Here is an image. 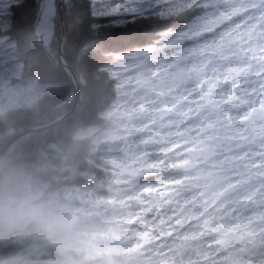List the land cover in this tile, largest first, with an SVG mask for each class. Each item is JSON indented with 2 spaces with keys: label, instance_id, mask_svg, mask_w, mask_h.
Masks as SVG:
<instances>
[{
  "label": "clouds",
  "instance_id": "1",
  "mask_svg": "<svg viewBox=\"0 0 264 264\" xmlns=\"http://www.w3.org/2000/svg\"><path fill=\"white\" fill-rule=\"evenodd\" d=\"M230 14L193 3L170 18L153 15L154 25L180 19L202 34L176 50L171 71L144 65L137 86L146 108L136 123L157 120L153 127L162 132L176 121L198 127L194 138L173 135L134 148L143 134L122 132L133 117L104 71L100 32L81 25L54 54L19 46L16 76L0 86V264H217L216 253L222 264H264V223L233 213L237 189L220 163L215 129L202 119L219 123L234 111L227 118L235 121L245 111L221 79L236 52L235 37L225 35ZM90 41L94 61L78 55ZM258 47L264 51V43ZM186 93L198 98L195 115ZM161 104L172 105L167 125L156 113ZM248 123L234 132L242 136ZM257 136L264 147V125L248 132L252 141Z\"/></svg>",
  "mask_w": 264,
  "mask_h": 264
},
{
  "label": "flooded vegetation",
  "instance_id": "2",
  "mask_svg": "<svg viewBox=\"0 0 264 264\" xmlns=\"http://www.w3.org/2000/svg\"><path fill=\"white\" fill-rule=\"evenodd\" d=\"M228 0H219V3H227ZM211 12V10H209ZM171 20V19H170ZM172 21V20H171ZM180 19L174 20V25L171 28H164L165 31H175V38L172 47L168 45L167 50L161 48V58H167L170 55H175L176 50L181 53L184 52L183 45L185 40L193 39L195 35H201L202 33L190 31L192 25L188 23H183ZM163 30V31H164ZM162 36H166L161 34ZM166 38H163L162 43H164ZM235 43V42H234ZM171 48V49H170ZM234 57L231 63L225 65L222 72L231 73L227 79L223 76L221 79L225 84L230 86L232 92V97L236 99L237 107L244 108V114L237 117L235 121H229L228 116H234L236 113L234 111L229 112L225 116L224 120L217 123L213 119L207 117L202 118L205 124H208L211 128L215 129L216 138L220 141L218 154L220 156L221 165L229 169V175L233 180V187L237 189L236 198L232 201L237 207L233 208V213H239L237 218L248 217L252 224H262L264 223V159L259 158L261 154L264 153V147L257 142L260 137L257 136L255 141L248 138V132L253 128L259 131L261 125H264V70L261 68V64L264 63L262 57H264V51H261L259 47L248 45V37L242 36L239 44L236 47V52L232 54ZM180 59H187V54L185 53ZM169 62H164L161 64V72L164 70L171 71L168 67ZM129 71V69H127ZM207 82V78H205ZM131 83V87L134 86L136 91H141L137 89V84ZM228 93L226 92V95ZM185 101H190L192 112L191 115H195L196 104L199 102L198 98H194L191 93H186L183 97ZM161 110L164 116L159 117L160 122L169 121L172 115V105L161 104L160 107L156 109V112ZM142 114V115H141ZM141 115V116H140ZM143 116V112H140L136 120H141L140 117ZM157 120H152L151 122H156ZM243 121H248L249 123L245 125L244 129H240L243 135H237L234 132V125ZM148 125H150V123ZM168 124V123H167ZM179 121L173 123L171 130L176 129L178 136H191L194 138L196 136V129L198 125H188V126H178ZM177 127V128H176ZM166 134L161 131V142L166 141ZM174 145V144H173ZM251 145V146H249ZM177 147V145H169L166 149H161V152L167 153L172 151ZM190 151H195L194 147H190ZM151 153L142 152L139 155H149ZM179 166V162H177ZM171 167V165H170ZM155 175V174H150ZM166 183H171V181H166ZM145 191H153L150 189H145ZM240 206L243 207L241 211ZM170 217H163L160 219L159 224L165 225L168 223ZM148 222L141 220L142 225H146ZM137 236L143 235V233L137 232ZM233 243H236L233 241ZM163 247V245H162ZM224 251V249H221ZM245 251V249H241ZM227 255V254H226ZM209 256H213L210 253ZM217 264H222L225 257H221L219 253L214 255Z\"/></svg>",
  "mask_w": 264,
  "mask_h": 264
},
{
  "label": "snow or ice",
  "instance_id": "3",
  "mask_svg": "<svg viewBox=\"0 0 264 264\" xmlns=\"http://www.w3.org/2000/svg\"><path fill=\"white\" fill-rule=\"evenodd\" d=\"M193 3L201 9L211 10L215 15L231 11L225 21L230 25L225 35L235 37L231 39L233 47H237L245 35L249 46L258 47L264 43V0H239L238 6L237 0H228L224 4L219 0H184L183 4L176 6L175 0H91V20L84 19L88 7L80 0H61V3L39 0L40 7L34 12L29 10L25 0H0V49H14V58L10 63L16 65L20 45L30 44L45 51L53 47L60 49L66 38L71 37L81 25L101 32L128 23L151 20L154 14L162 19L170 18L193 6ZM10 33H14L17 39L10 40ZM145 54L161 53L147 49ZM5 67L0 65V71ZM228 95L231 97L232 94ZM259 158L264 159V153ZM209 255L204 253V257Z\"/></svg>",
  "mask_w": 264,
  "mask_h": 264
},
{
  "label": "trees",
  "instance_id": "4",
  "mask_svg": "<svg viewBox=\"0 0 264 264\" xmlns=\"http://www.w3.org/2000/svg\"><path fill=\"white\" fill-rule=\"evenodd\" d=\"M25 2L29 6L30 11L34 12L40 7L39 0H25ZM80 3L85 4L88 7V12L84 19L91 20V0H80ZM173 25L174 20H168L167 22L160 23L159 25H154L151 19L147 21H140L138 23H128L101 31L100 34L104 38V71H106L117 83L119 76H117L114 71L112 74V66L125 61L131 52H139L142 47L150 46L155 43L159 44L161 29L169 28L167 26L172 27ZM9 39L16 40L17 37L14 33H10ZM96 49V43L90 41L86 46L80 49L78 55L94 61L96 59L94 55ZM164 49L167 50V48ZM56 50L57 49L53 47L47 52H49V54H54ZM159 53H161V50ZM160 55L161 54L155 56ZM0 58L3 59L0 62H5L4 66L10 65V60L14 58V49L11 47L2 48L0 50ZM16 73L17 70L10 76L11 81L15 78ZM117 91L120 94L118 100L123 101V90L118 87Z\"/></svg>",
  "mask_w": 264,
  "mask_h": 264
},
{
  "label": "rangeland",
  "instance_id": "5",
  "mask_svg": "<svg viewBox=\"0 0 264 264\" xmlns=\"http://www.w3.org/2000/svg\"><path fill=\"white\" fill-rule=\"evenodd\" d=\"M167 27L171 28L170 26ZM163 30L164 28L161 29L160 34H168V35H166L165 37L164 36L161 37L160 35L159 44L155 43L150 46L142 47L141 50H139V52H131V54H129V56L125 61H123L120 64H114L112 66L113 67L112 74L115 72V74L119 76L117 84L119 85V88L123 90L124 98L122 100L127 102L128 110L133 117V119L128 121L127 128L122 129V132H124L125 135H132L137 132V129H139L140 133L143 134L142 139L130 145V147L133 148L150 145L154 143H161V131H159L158 128L153 127V124H156L157 121L151 122L150 125H148L149 121L143 120V124L147 125L146 127H141L136 123L137 121L136 118L138 117L139 113L142 112L141 110L146 108V105L141 100V97L143 95L142 91H136L134 89V86L131 87L130 81L134 85L137 84V79L139 75L142 73L145 64H151L154 68L157 69V72L160 73L162 63L166 61L169 62L168 64H170L172 60L176 58L175 55H170L167 58H161V55L155 56V55L145 54V50L147 49H154L160 52L161 47L168 48V45L172 47V44L175 41L174 38L176 37L175 31L173 30L169 32L168 30L167 31L165 30L163 31ZM163 38H166L164 43H162ZM1 60L3 59L0 58V61ZM5 66H6L5 70L0 71V85L3 78L10 77L17 70L16 65L10 64ZM127 69H129V71ZM152 99L154 100L155 97H153ZM140 118L142 119L143 116ZM168 122L169 121H165L163 122V124L167 125ZM162 133H164V135L166 134V139L169 136H173V135L178 136V134L176 133V129L171 130L170 132H162ZM174 145L172 144V146ZM150 174H155V173H150ZM208 257H204V259H207Z\"/></svg>",
  "mask_w": 264,
  "mask_h": 264
},
{
  "label": "water",
  "instance_id": "6",
  "mask_svg": "<svg viewBox=\"0 0 264 264\" xmlns=\"http://www.w3.org/2000/svg\"><path fill=\"white\" fill-rule=\"evenodd\" d=\"M57 3H61V0H57ZM5 62H0V65H4ZM11 81V78L10 77H6V78H3L2 81H1V85L0 86H3V85H6L8 82ZM137 89H139V87L137 86ZM157 116L161 117V116H164V115H160L161 114V110L157 111Z\"/></svg>",
  "mask_w": 264,
  "mask_h": 264
}]
</instances>
